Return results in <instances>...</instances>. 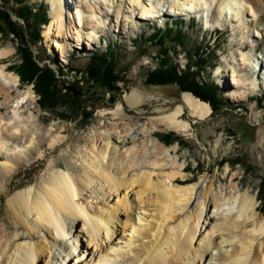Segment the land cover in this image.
Returning a JSON list of instances; mask_svg holds the SVG:
<instances>
[{
  "label": "bare ground",
  "instance_id": "obj_1",
  "mask_svg": "<svg viewBox=\"0 0 264 264\" xmlns=\"http://www.w3.org/2000/svg\"><path fill=\"white\" fill-rule=\"evenodd\" d=\"M48 1L54 8L55 20L46 35L58 43L70 0ZM97 1L105 8L110 3V0ZM128 1L139 9L141 18L150 11L154 12V6L148 3L151 0ZM180 1L178 5L185 8L188 5L196 7L204 0ZM206 1L214 5L218 16L229 15L236 20L248 17V13L257 18L264 13V0ZM76 22L79 37L83 34L89 41L94 40L95 26L88 18L78 14ZM244 48L240 46L238 51L241 53ZM11 55V48L0 49V101L4 98L2 92H5L3 82L10 85L11 94L14 93L11 90L20 85L19 77L8 71L10 65L2 64ZM251 55L240 54L244 63L251 61ZM236 65L231 64L229 68L231 85H238L237 77L244 80L249 75L246 69ZM259 66L260 63L256 68L261 76L263 73L259 78L264 83V68ZM220 73L221 69H218L216 75H222ZM259 89L260 84L254 82L250 93L255 94ZM241 90H244L243 86H236L231 95L233 100L240 102L241 97L249 100V94L241 93ZM32 92L30 87L18 97L16 109ZM144 101V96L136 91L125 95L123 104L118 103L112 111L102 113L103 117L110 114L114 120L108 124V129H103L101 124L81 138L72 139L62 136L66 131L64 126H46V117L33 107L29 111L35 116L26 123L37 128L35 131L41 135L39 142L30 140L28 133L23 134L27 124H21L20 118L4 123L6 119L1 115L0 128L11 124L15 134L23 135L27 142L42 151L40 156L36 151L31 152L34 164L43 162L51 153L56 154L63 143L69 142L67 157L73 163L63 164L61 158L64 155H60L46 166V175L36 187L23 189L30 181H17L15 185L14 180L21 175L27 159L11 163L12 156L0 145V199L10 196V219L0 217V264H43L50 258L54 247L63 249L58 264H264V217L252 190L246 188L242 191L235 183L222 188L230 198L211 200L215 181L210 180L200 191L184 174L186 167L179 165L177 147H167L153 137L160 127L179 135H190L192 121L211 116L210 104L192 93H184L182 104L151 119L150 125H142L144 116L128 119L124 104L135 110ZM4 111L5 107L0 106V113ZM186 111L192 121L183 118ZM136 132L134 139H138V146H120ZM17 140V136L10 137L14 143ZM173 153L176 156L170 163L168 159ZM231 180L233 183L236 176L233 175ZM212 206L221 218L214 213L208 214V208ZM205 220L214 222L210 221V229L205 228L207 233L201 234ZM73 229L77 236L74 245L68 247L63 241ZM81 232L86 237L87 246L82 245L78 236ZM124 240L125 245L120 246ZM225 248L228 249L223 253ZM90 251L92 259L87 257Z\"/></svg>",
  "mask_w": 264,
  "mask_h": 264
},
{
  "label": "rangeland",
  "instance_id": "obj_2",
  "mask_svg": "<svg viewBox=\"0 0 264 264\" xmlns=\"http://www.w3.org/2000/svg\"><path fill=\"white\" fill-rule=\"evenodd\" d=\"M178 2L181 3L180 0L164 2L151 0L148 3L154 6V12L150 11L145 18H141L139 9L133 7L128 0H110L106 8L96 0H85V3H82V0H70L66 17L64 16V31L60 39L57 38L58 43H56L55 38H48L46 35L48 28L55 20L51 2L27 0L24 5L19 6L9 0L6 9L10 12L12 20L22 28L20 32L24 34L34 58L42 67L46 66L55 73L61 83L56 86V89L63 88L64 92L58 94L61 100L57 98L58 100L55 99L53 102L44 101L36 93L34 83L29 84L23 81L17 74L18 66L23 62L19 51L22 48L21 43L13 34L0 32V49L9 47L13 50V55L3 60L2 64L10 65L8 71L19 77L20 84L16 89L11 90L14 91L11 94L10 85L3 82L2 90L5 92H2L4 98L0 101V106L3 105L5 111L0 113V118L4 115L6 119L4 123L14 122L20 118L23 124L35 116L29 111L33 107L36 112L46 117V126L52 124L62 128L64 126L66 131L63 135L61 134L62 136L71 139L81 138L101 124L103 129H108V124L113 123L114 120L110 114L103 117L102 113L112 111L118 103L123 104L125 95L136 91L144 96L145 101L135 110L124 104L125 114L128 119L144 116L142 125L145 123L150 125L151 119L170 112L182 104L184 93H191L187 90L183 91L178 82L151 85L149 81L151 72L162 67L165 61H168L167 65H172L179 74L190 68L195 76L194 82L204 89L214 91V95H211L214 96L212 102L202 100L192 93L198 99L210 104L211 116L204 120L192 121L188 118V111H186L183 118L193 122L190 135H179L160 127L159 131L154 132L153 137L167 147H177L179 165L186 167L184 174L188 179L191 178L189 182L196 184L200 191L210 180L215 181L211 200L222 201L224 197L230 198L227 191L223 192L222 188L236 183L242 191L246 188L252 190L251 194L258 198L257 204L264 217V83L262 78H259L263 76V73L261 76L256 68L258 63H260L259 67L264 68V13L258 18L248 13V17L236 20L229 15L218 16L216 8L210 1L204 0L198 2L199 5L197 4L196 7L188 5L185 8L180 7ZM23 6L30 10V14L25 18L26 21L16 14L20 10L19 14L23 15ZM39 9L44 11L47 23L37 27V20L40 22ZM106 9L108 13L105 14ZM78 14L87 17L91 25L95 26L94 40L89 41L88 36L83 34L80 35L81 38L79 37V27L77 29L76 24ZM176 25L179 31L187 35V42L184 47H173L168 44L169 56L162 58L163 53L160 47L150 42L151 37L158 31L166 32L168 28ZM30 26L37 27V30L30 32ZM56 44L63 48H58ZM197 46L207 51L205 59L199 60L196 57ZM240 46H245L240 50L241 53H252L250 59L252 62L242 61L241 53L238 51ZM112 53L116 57L120 80L115 85L116 90L110 93L101 83L92 80L89 71L92 69L94 56ZM231 64L243 67L249 74L244 80L242 77H237L238 85L230 83L228 75ZM218 69H221L222 75H216ZM254 82L260 84V89L255 94H251ZM236 86L244 87L241 93L249 94V100H244L243 97L240 98V102L232 99L231 95L236 91ZM30 87L33 92L16 109L18 97H22ZM73 90L85 95L80 98L81 107L77 103V98L71 97ZM241 93L239 95H242ZM43 104L47 107L48 104L53 105L55 108L44 110ZM84 104L85 107H83ZM36 129L34 125L27 124L23 134L28 133L27 137L30 140L39 142L41 135L39 131L38 133L35 131ZM11 130V124L1 126L0 145L12 156L11 163L17 164L22 161V158L27 159L21 175L14 180L15 185L17 181L29 180L30 182L23 189L36 187L40 179L46 175L48 165L60 155H64L61 158L63 164L73 163V160L67 157L71 143L69 142L63 143L56 154L51 153L43 162L34 164L35 159L30 155L31 152L36 151L37 156H40L42 151H39L36 148L37 145L35 147L32 142H27L26 137L17 135ZM11 136L18 137L16 143L10 141ZM135 136L137 132L120 146H134L138 142V139H134ZM47 146L50 147V144ZM175 156L173 153L172 158L168 159L170 163ZM31 164H34L33 167L30 166ZM30 168L34 169L30 170ZM233 175L236 176V180L232 183ZM13 192L16 193L15 190ZM2 193L5 194L4 190ZM9 199L10 196L7 195L3 200L0 199V217L10 219ZM88 199L92 201L91 198ZM209 213L217 215L218 212L212 206L208 208ZM217 217L221 218L219 215ZM210 221H204L206 224L201 234L207 233L205 228L210 229ZM2 226L9 229L5 224ZM78 230L81 229L78 228ZM75 235L77 236V233L73 229L72 234L63 243L72 247ZM78 236L82 240V245L87 246L88 242L84 234L81 232ZM122 243L119 245H125V240ZM227 249L225 248L223 253H226ZM62 252L63 249L60 247L58 249L54 247L50 258L43 264H58Z\"/></svg>",
  "mask_w": 264,
  "mask_h": 264
},
{
  "label": "trees",
  "instance_id": "obj_3",
  "mask_svg": "<svg viewBox=\"0 0 264 264\" xmlns=\"http://www.w3.org/2000/svg\"><path fill=\"white\" fill-rule=\"evenodd\" d=\"M9 0H0V32L2 34H13L21 43L22 48H20V53L22 55V64L18 66L17 74L23 81H27L29 84H33L35 86L36 93L44 100L48 102H53L59 98L58 94L63 93V88L61 90H57L56 86L59 85V79L53 73V71L44 66L40 65V62L34 58L33 52L31 48L28 46L27 41L25 39L24 34L20 32L22 28L12 20L10 12L6 9V5ZM11 1V0H10ZM16 5H24L27 0H12ZM3 3V4H2ZM5 3V5H4ZM8 6V5H7ZM22 11L24 12L23 15L19 14L20 10L17 15L22 17V20L28 17L30 14V10L23 6ZM41 9H39V20L37 27L42 24H46L45 21V13ZM35 17V15H34ZM37 17V16H36ZM33 20V21H35ZM4 23L5 25L3 26ZM179 25V24H177ZM173 26V28H168L166 32L158 31L157 34L151 37L150 42L155 43L157 47H160L162 51L161 57L169 56L167 46L171 44L173 47L182 46L184 47L187 42V35H185L182 31H179V28ZM37 27L32 26L29 27V31H36ZM176 29V31H175ZM209 49V48H208ZM172 50V49H171ZM194 52V51H193ZM196 57L201 59H205L207 55V51L197 46L195 50ZM168 61H165L164 65L160 68H157L155 71L151 72L149 75V81L151 85H164L169 83H179L183 91H190L194 93L196 96L201 98L202 100L206 101H214V91L204 89L200 84L194 82V74L190 71V68L187 71H181L180 74L172 65H167ZM204 62V61H203ZM93 66L92 69L89 71L92 80L98 83H101L105 86L108 92H114L116 83L120 80L119 73H118V65L116 61V57L113 56V53L110 55L102 54L99 56L93 57ZM165 68V69H164ZM61 84V83H60ZM52 87V88H51ZM56 90V91H55ZM70 90V89H69ZM211 91V92H210ZM73 95L71 97L77 98V103L81 107L80 98L82 97V93H76L74 90L72 91ZM66 94V92H65ZM208 95V96H207ZM85 96V95H83ZM58 98V99H57ZM64 98V97H63ZM61 100V99H60ZM43 109L53 110L55 107L53 105H49L48 107L43 104ZM83 106V105H82ZM85 107V104L84 106ZM217 108V107H216ZM172 138V137H171ZM169 139V138H168ZM178 139V138H177ZM172 143V142H170Z\"/></svg>",
  "mask_w": 264,
  "mask_h": 264
}]
</instances>
